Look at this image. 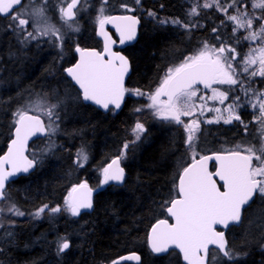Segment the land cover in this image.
<instances>
[{
	"label": "trees",
	"instance_id": "1",
	"mask_svg": "<svg viewBox=\"0 0 264 264\" xmlns=\"http://www.w3.org/2000/svg\"><path fill=\"white\" fill-rule=\"evenodd\" d=\"M97 1L102 3V0ZM123 2L125 0H109L107 6L117 12L118 4ZM202 2L204 0L141 1L137 38L132 45L121 49L130 63L126 88L150 94L159 85L167 67L178 64L205 42L218 46L231 41V26L225 14L211 8L208 15L196 18L202 14L197 8L199 15L195 18L199 24L190 20L193 19L189 15L191 4ZM8 20L0 15V153L10 138L13 113L23 96L36 97L35 93L39 92L40 96L45 93L51 96L48 92L51 90L44 87L53 89L61 85L60 80L65 81L64 68L74 60L71 45L97 46L86 22L82 29L85 33L72 41L66 38L62 50L58 51L43 43L25 44L17 30L15 35L11 32ZM161 20L169 23L161 24ZM173 20L180 23H171ZM239 45L240 42L236 47ZM70 90L76 93L73 87ZM145 96L128 92L117 113H103L80 99L64 110L59 109L55 140L48 141L46 137L30 143L28 154L37 161L34 170L10 182L5 191L6 199L0 201L3 205L7 199L11 200L24 213L8 217L6 221H15V224L6 222L5 228L0 229V248H3L0 264H109L128 252L138 254L139 264H182L175 251L162 256L151 254L146 236L151 224L165 216V201L176 191L173 188L176 177L186 162L185 133L177 124L156 119L145 106ZM137 108L142 111L137 112ZM137 122L145 129L139 140L133 135ZM206 127L203 142L210 144L209 152L231 151L237 131L219 123ZM125 143L129 144L126 152ZM82 146L87 150L88 161L84 167H78L75 161ZM120 152H124L121 161L126 171L124 181L121 186H107L95 194L91 211L72 218L64 214L50 219L34 217L35 211L43 205L64 206L68 191L80 179L91 187L96 186L102 167ZM250 222H254L255 227L249 236ZM5 229L12 231L13 237H3ZM62 238L67 239L70 247L58 254ZM225 238L235 258L228 260L212 250L209 258L215 252L219 259L216 264H264V202L258 203L255 197L251 206L243 210L241 223L227 228Z\"/></svg>",
	"mask_w": 264,
	"mask_h": 264
},
{
	"label": "snow or ice",
	"instance_id": "2",
	"mask_svg": "<svg viewBox=\"0 0 264 264\" xmlns=\"http://www.w3.org/2000/svg\"><path fill=\"white\" fill-rule=\"evenodd\" d=\"M47 0H44L46 3ZM109 0H102L99 8L97 23L99 25V35L104 38L103 53L94 50H84L79 46L76 52L80 54L79 61L72 67L65 69L67 75L75 82L79 88L76 99L91 102L105 110L109 106L115 109L121 107L125 94L132 92L136 96H147L149 100L148 108L152 109V114L157 118L183 125L187 132L186 144L192 152V163L183 167L179 175V182L175 185L176 197L170 201H165V211L172 218L173 223L167 219H160L151 228L148 243L153 253H168L169 249H178L182 254L186 264H208L209 246H215L219 253L228 260L235 257L228 249L227 241L223 231H217L216 226L220 225L227 229L230 224H240L242 211L246 206L250 207L255 197L264 201V143L260 147L253 145H237L235 149L226 154L215 156L203 155L197 160L195 157L194 141L196 133L199 131L200 123L198 119L184 122L182 116H195L197 107L200 108V115L204 110L218 113L214 119L206 120L205 123L219 122L223 119L225 124L232 123L233 120L240 121V115L236 108L240 106V96L233 98L223 110L227 113L225 117L220 108H207L206 103L197 105V85H203L205 89L212 91V96L208 99L218 100L224 104L228 100V91L234 86L240 85L244 94H251V99L247 101L252 109H257L259 115H254V119L259 121L262 133H264V91L257 92L251 87H244L245 81L240 79L237 67L234 62L237 60L238 52L235 45L221 43L217 46H210L204 43L201 49L193 55L186 56L181 63L168 68L165 76L161 80L159 87L153 93H144L140 89L130 90L125 87V76L129 72V62L125 56L112 51V45L116 43L105 31V25L111 24L120 36V43L134 40L136 37V25L138 19L130 15H110L106 14V5ZM140 0H135L139 4ZM59 8L60 19L71 31H78L79 25L76 17L83 7L86 0H60ZM22 0H0V15L8 17L15 22L14 30H18V35L22 42H27L37 37H54L55 41L63 42V34L59 28L48 21L43 6H33L17 8ZM79 6V7H78ZM246 4L242 2L236 6V0L225 6L221 5L220 0H204L203 8L215 7L218 11L225 14L227 19L234 25L233 35L239 30H246L247 34L242 38L237 37L236 44L241 39L254 43L261 40L262 46L259 49H250L242 60V71L251 77H264V12L256 16L253 12L250 15L247 11H242ZM122 7L127 8L126 5ZM235 7L234 14H228V8ZM252 8L264 10V0H253ZM15 9V10H14ZM130 12L133 9L127 8ZM12 13L11 16L8 14ZM153 15L154 13H149ZM189 15H199L197 7H192ZM32 20L33 30L28 29L30 19ZM260 21L258 28L254 30V22ZM161 24L169 23L161 20ZM171 23L179 24L180 21L173 20ZM10 27H12L10 25ZM216 31V29H213ZM219 39V37H217ZM258 51V56L253 53ZM107 57V58H106ZM259 61L258 68H252ZM250 68L252 69L250 71ZM213 85H229V90L221 91ZM55 95V94H54ZM201 100L205 97L201 96ZM65 103L63 98H58L55 102L48 100L47 94L30 100L28 103L18 108L13 113L14 138L10 140L7 152L0 156V201L6 199L5 188L10 177H14L19 172L27 173L35 167L37 161L29 159L24 155L27 150L28 141L37 135H51L56 131V121L59 120V111ZM137 112L142 109L137 108ZM31 113V114H30ZM247 127V126H245ZM145 131L144 125L137 122L133 129L135 140H139ZM134 142V141H133ZM129 144L123 145L126 152ZM124 152L115 159L111 160L102 169V185L111 182L123 183L125 170L120 166ZM215 159L218 167L214 172L208 170V161ZM88 161L86 151L81 148L77 153L75 163L78 167H84ZM255 161V163H254ZM218 177L222 185L213 177ZM223 188V191H221ZM93 189L84 182L71 188L64 201V208L43 205L33 214L35 218H40L47 210L50 214L67 211L72 216H79L82 209H91ZM5 209L0 207V229L5 228V223L14 225L15 221H6L3 217ZM7 212L13 216H23L24 213L14 204L7 208ZM13 232L5 229L3 237H13ZM5 242L11 243V240ZM70 247L67 239L62 238L58 243V254L64 253ZM3 248H0V252ZM123 260H134L139 264L140 257L131 255L122 257ZM113 264H120L119 260Z\"/></svg>",
	"mask_w": 264,
	"mask_h": 264
},
{
	"label": "rangeland",
	"instance_id": "3",
	"mask_svg": "<svg viewBox=\"0 0 264 264\" xmlns=\"http://www.w3.org/2000/svg\"><path fill=\"white\" fill-rule=\"evenodd\" d=\"M220 2H221L222 6H225L228 3H232L233 0H220ZM241 2H242V0H236V6H239V4ZM243 2L246 4V6L242 9V11H247V12H249L250 15H252L253 12H254V14L256 16H260L261 13L264 12V10H262V9H255L254 10L252 8L253 0H243ZM203 3L204 2H202V3L198 4V5L191 4V6L189 8V12H190L191 8L195 6V7L199 8L201 13H202L198 17H196L197 15L196 16H192L193 19H190L195 24L198 22L197 25L199 24V20H197L196 18H199L202 15H208V11L211 8L215 9L216 11H218L215 7L203 8L202 7ZM122 5H126L127 8L133 9L134 5H136V3H135V0H125V2L118 4L119 12H124L125 13V12H129V11L127 10V8L122 7ZM33 6H36V7L43 6L44 7L45 15L48 18V21L50 23L54 24L57 28H59L61 30V32L63 34V42L61 43L59 41H55L54 37H39L38 36L37 39H35V40H32L31 38H29V40L27 42H25V44L39 45V44L43 43L44 45L55 47V49L59 51V50H62L64 41H65L66 38H69L72 41L73 39H75L76 36L82 35V32H80V30L71 31V30L67 29V27L64 25V23L61 21L60 13H59V8L61 6L60 0H47L46 3H44V0H27V1H25V4L22 7H28L29 9H31V7H33ZM100 6H101V2L100 1H97V0H86V5L83 7V10L79 12V15H81V16H79L80 18L78 19V21L81 19L80 20V24L85 21L87 23V25H89V26L91 25V26L95 27V25L97 23V16H98V12H99ZM234 11H235V7L228 8V14L229 15L234 14ZM130 12H132V11H130ZM219 12H220V14H224L221 11H219ZM109 13H112V11H110L109 7L106 5V14H109ZM29 19H30V23L28 25V29L29 30H33L32 20H31V18H29ZM78 21H77V23H79ZM8 22H9L8 23L9 24V29L15 35V32H16V30H14L15 22H13L10 19L8 20ZM229 22H230L231 34H232L231 41L233 40V42H232L233 44L232 43L231 44L228 43V45L229 44L230 45H235V47H236L237 46V44L235 42L236 38L237 37H241L242 38L244 35L247 34V32H246V30L241 29L235 35H233L232 28L234 27V25H233V23L231 21H229ZM259 23H260V21H255L254 22V26H253L254 30L258 28ZM10 25L12 27H10ZM94 27L92 29H94ZM233 37H235V38H233ZM19 39H22V38H19ZM202 46L199 49H201ZM261 46H262V42L259 39L257 41H255L254 43L241 39L240 40V45L238 46V48L236 47V50L238 52V56H237V60L234 62V67H237V73L239 74L240 79L245 81L244 87L245 88L251 87L252 89L256 90L257 92L264 91V77L256 76V77L248 78V74L247 73H243V71H242V60L245 57V55H247L250 52V49H259V47H261ZM75 47H77V45H74V44L71 45V49H74ZM199 49L193 51L191 54H188L187 56L197 53ZM258 54H259L258 51L253 53L254 56H258ZM182 61H180L179 63H181ZM178 64H174L172 66L167 67L164 70V72H163L161 80L165 76L168 68L173 67V66L178 65ZM258 67H259V61L257 60V63L255 65H253L252 68H258ZM251 70L252 69L250 68V71ZM64 80H65L64 82L62 80H60L61 81L60 82L61 85L60 86L56 85V87L53 88V89L49 88L48 86L44 87V90L45 89H50L51 90V91H48V92H50L51 96H48L49 93H47L48 97H52L53 98V100L48 98V100L50 102H55V100L58 99V98H63L65 100V103L61 107L62 110H64L65 107L67 108L69 106H72L73 103L76 101V97H77V94L74 92V94H75L74 95L73 92L70 90V88L72 87L70 82L66 78ZM161 80H160V83H161ZM160 83H159V85H160ZM159 85L157 87H159ZM213 87L217 88V89H219L221 91H225V90H229L231 86H229V85H213ZM155 89L151 93H153L155 91ZM197 89H198V92H197V97L195 98V103L197 105L206 103L207 108H220L221 109V113L225 117L227 116V113L224 112L223 110L227 107V105L229 103L233 102V98L234 97L240 96L241 100L238 102L240 104V106L238 108H236V112L240 115L241 120L244 123L242 124L240 121L233 120L232 123L225 124L223 122V119H221L219 122L205 123L204 121L210 120V119H214L219 114L214 112V111H207V109H205L203 115H200V108L199 107H197V109H196L195 116H182L181 119L184 122H186V123L190 122L192 119H198L199 121H201L200 127H199V131L196 133V139L193 142L194 146H195V152L197 153L196 157H198L199 155H201V154H203L205 152H208V150H210L209 147H211V146H210V144H207V142H205V143L203 142V141L206 140L205 138H203V136H205L207 134V130L208 129H206L207 128L206 126H211V125H214V124H217V123L229 126L230 128H232L234 130V132L237 131L236 134H235L237 137L233 138V140H232L233 143L230 146V150L231 151L233 149H235L237 145H241V146L253 145V146L258 148V147H260V145L262 143H264V133H262V131H261L260 123H259V121L254 119V115H259L258 107H257V109H252L251 108L250 104L247 103V101L249 99H251V94L246 96L244 94V91L241 89V86L239 84L234 86V88H232V90L228 91V100H226L224 102V104H220L218 100L208 99V98H210L212 96V91L210 89H205L204 87H197ZM42 92H44V91H42ZM35 94H41V92L35 93ZM26 95L23 96L21 104L19 106H17L16 110L18 108L22 107L23 105H25L26 103H28L30 100H33V99L36 98L35 96L28 97L30 94H26ZM132 95L136 96L133 93H132ZM201 96L205 97V100H201L200 99ZM145 98H146L145 106L147 107V105L149 104V100L147 99V96H145ZM148 109H149V111L152 112V109H150V108H148ZM58 111H59V109H58ZM60 114L61 113L59 112V115ZM246 116H247V120L248 119L250 120V124L249 125H247V121L246 122L244 121L245 120L244 118H246ZM154 117L156 119H158V120H161V119L157 118L156 116H154ZM58 121H56V124L58 123ZM161 121H164V120H161ZM164 122H169V121H164ZM171 123H174V122H171ZM178 126H180L183 129L184 133H185V144H186L187 132L185 131L183 125H178ZM245 126H247V127H245ZM57 130H58V127H56V131H55L54 134L47 135V138H49L48 141L55 140V137L58 134ZM253 137H255L256 139H254ZM205 144H207V145H205ZM81 148H83L85 151H87L85 147L82 146ZM81 148L78 151H80ZM186 148H187L186 162L182 165L181 169L188 162L192 161V159H193L192 152L189 150L187 144H186ZM78 151H77V153H78ZM223 151H227V150H223ZM121 161H123V159H121ZM254 163H255V161H254ZM104 167H106V166H104ZM104 167H102V169ZM101 173H102V171H101ZM80 180L81 181H79V183H84L83 179H80ZM73 186H75V184L72 185V187ZM173 188H175V186ZM174 196H175V193L172 192L171 198L174 197ZM257 202L258 203H260V202L263 203L264 201H262L261 198L257 197ZM12 204H13V202H11V200L7 199L3 203V205H0V207H3L5 209V212L3 214V217L5 218V220L8 217H16V216H13V215H11L10 213L7 212V208L10 205H12ZM52 207H49V208H52ZM63 208H64V206L61 207V209H63ZM61 214H64L68 218H72L73 217L67 211H61L60 213H55L53 215V214H50L46 210L45 213L41 215V218H49L50 219L51 217H56V216L58 217V215H61ZM254 227H255V223L254 222H250L248 224L247 234L249 236L252 234ZM211 255H212V258H210V263L211 264L218 263L219 259L215 256L217 254L215 252H212ZM233 256L235 257V255H233Z\"/></svg>",
	"mask_w": 264,
	"mask_h": 264
},
{
	"label": "water",
	"instance_id": "4",
	"mask_svg": "<svg viewBox=\"0 0 264 264\" xmlns=\"http://www.w3.org/2000/svg\"><path fill=\"white\" fill-rule=\"evenodd\" d=\"M19 6H20V5H17L16 7L18 8ZM9 14H10V13H9ZM113 15H119V14H113ZM125 15L133 16V17L137 18L138 21H139V18L136 17V16H134V15H131V14H125ZM139 24H140V21H139V23L136 25V37H135V39H134V40H131V41H126V42L123 43V44L120 43V36H119V34L116 32V29H115L111 24H106V25L104 26V27H105V31L108 33V35H109L114 41H116V43L113 44V45L111 46V47H112V51H114V52H118V53H120L121 55L125 56L120 50L123 49V48L126 47V46H129V45L133 44V43L135 42V40H136V38H137V35H138V27H139ZM110 31H112V33H111ZM98 33H99V25H97V27H96L95 34H96V38H97V40H98V41L100 42V44H101V49H100V50H97L96 48H81V49H84V50H94V51H97V52H101V53H103V50H104V38H103V36L99 35ZM116 49H117V50H116ZM74 56H75V60H74V62H73L72 64H70L69 66H67L65 69H67L68 67H72V66H74V65L79 61L80 54H79L78 52H76V48L74 49ZM106 58H107V57H106ZM125 58L127 59L126 56H125ZM127 60H128V59H127ZM128 62H129V60H128ZM65 69H64V75H65L66 79L71 83V85H72V86L78 91V93H79V88H78V86H76V85H75V82L71 80V77H69V76L67 75V72L65 71ZM129 73H130V64H129V72H128V74L125 76V81H126L128 75H129ZM125 81H124V84H125ZM196 87H203V85H197ZM125 99H126V94H125V97H124L123 102L121 103V107H122V105H123ZM80 100H81L84 104H89V105L93 106L94 108H96L97 110H99V111H101V112H106V111H107V110L101 108V107L98 106V105L92 104L91 102H85V101H83L82 99H80ZM121 107H120L119 109H115L114 106H111V105L109 106V108H113V109H114V112H115V113H117V112L121 109ZM30 114H31V113H30ZM13 132H14V125H13L12 130H11V137H10L9 140L7 141V143H6V145H5V148H4L3 152L0 153V156L4 155V154L7 152L8 144L10 143V140H11L12 138H14ZM45 136H46V135H42V134L37 133V135H35V136H33V137H31V138L29 139V141H28V145H29V143L32 142L33 140H35V139H37V138H44ZM28 145H27V150H26L25 153H24L25 156H27ZM226 153H227V152H226ZM226 153L211 152V153H206V154H204V155L215 156V155H217V154H221V155H223V154H226ZM201 156H203V155H201ZM27 157H28V156H27ZM28 158H29V157H28ZM115 158H117V157H114V158H112V159H115ZM199 158H200V157H198V158H196V159L198 160ZM29 159H30V158H29ZM112 159H111V160H112ZM111 160H109V162L107 163V165H108L109 163H111ZM191 163H192V161L189 162L187 165H190ZM207 163H208V170H209L210 172H214L215 169H216V167H218L217 161H215V159L209 160ZM187 165H185V166H187ZM212 165H213V170L211 171L210 168H211ZM120 166H121V165H120ZM121 167H122V166H121ZM34 168H35V167L31 168L27 173H25V172H19V173H17L14 177H10V178H9V181L7 182V184H8L9 182L15 180V179L18 178L19 176L27 175L28 173H30L31 171H33ZM182 171H183V169L181 170V172L179 173V175L182 173ZM124 178H125V176H124ZM178 178H179V176H178ZM178 178H177V183H176V185H177L178 182H179ZM102 179H103V176H102V178L100 179V182L102 181ZM213 179H215V180L217 181L218 186L222 185L223 182L220 181L218 177H215V176H214ZM100 182H99V185L96 186V187H90V186H89L90 188L93 189L92 200H93L95 194H97L98 192L104 190L105 187H106L107 185H110V184H114V185H116V186H120V185H122V183H116V182H111V181H110L108 184H106V185H102ZM7 184H6V185H7ZM5 189H6V188H5ZM221 191H223V188H221ZM167 206H168V205H167ZM91 209H92V208H91ZM91 209H82L81 212H88V211H90ZM242 213H243V211H242ZM165 215H166L167 218L169 219V220L167 219V220L169 221V223H173V222H174V221L172 220V218L168 216V214H167L166 211H165ZM159 220H160V219H159ZM157 222H158V220L155 221V222L150 226V228L148 229L147 236H146V244H147V247H148V249H149V251H150L151 254L156 255V256H162V255H165L166 253H153L152 250H151V247L149 246V243H148V237H149V235H150L151 228H152L153 225H155ZM232 225H233V226H237L236 224H230L229 226H232ZM216 230H217V231H223L224 234H225V230H226V229L223 228V227L220 226V225H217V226H216ZM225 240H226V238H225ZM210 249H214V250H216V251L219 253V250H218V249H215V246L210 245V246H209V250H210ZM170 250H173V251L177 252L178 255H179L180 261L182 262V264H186V262L183 260V256H182V254L179 253V250H178V249H171V248H170L169 251H170ZM219 254L223 257V254H222V253H219ZM131 255H137V253H134V252H131V253H130V252H129V253L121 254V255L117 256L116 258H114L109 264H113V261H116V260H119V261H120V264H125V263H133V264H137V262L134 261V260H123V259H121L122 257H125V256H131Z\"/></svg>",
	"mask_w": 264,
	"mask_h": 264
},
{
	"label": "flooded vegetation",
	"instance_id": "5",
	"mask_svg": "<svg viewBox=\"0 0 264 264\" xmlns=\"http://www.w3.org/2000/svg\"><path fill=\"white\" fill-rule=\"evenodd\" d=\"M25 1H27V0H22V4H21L18 8H23L22 6L25 4ZM141 1H142V0H140L139 4L136 3V5H134V8H133L132 12H125V13H124V12H119V10H118L117 12H114V11H113L112 13H109V14H110V15H113V14H119V15L131 14V15H134V16L138 17V18H139V21H140V23H141V17H140V16H141L142 10H141V9H138V7H141ZM78 7H79V6H78ZM11 14H12V13H11ZM11 14H9V16H11ZM79 16H81V15H79V14L77 15V17H76V21H78V19L80 18ZM80 20H81V19H80ZM80 20L78 21V22H79L78 25H79V28H80V29H79L80 32H82V31H83V30H82V29H83V25H84L83 23H84L85 21H84L83 23L80 24ZM97 25H98V23H96L95 27L90 25V26H91V27H90L91 29L94 27V29H92V33H93V35H94V37H95V39H96V41H97V46H96V47H92V48H96L97 50H100V49H101V44H100V42L97 40V38H96V34H95V31H96V27H97ZM139 26H140V24H139ZM138 30H139V27H138ZM110 32L112 33V31H110ZM84 33H85V32L83 31L82 34H84ZM74 49H75V48H74ZM74 49H73V56H74ZM116 50H117V49H116ZM74 60H75V56H74ZM74 60H73L70 64H72V63L74 62ZM70 64H69V65H70ZM67 66H68V65H67ZM67 66H66V67H67ZM64 77H65V76H64ZM260 87H261V86H260ZM74 90H75L76 93L78 94V91H77L75 88H74ZM107 112H108V113H115L113 108H109V110H107L105 113H107ZM244 119H245V120H244L245 122L247 121V125H249V124H250V120H249V119L247 120V116H246V118H244ZM27 154H28V152H27ZM28 156H29V154H28ZM29 157H30L31 159H33L31 156H29ZM109 160H110V159H109ZM109 160H108V161H109ZM108 161L106 162V164L108 163ZM106 164H105L104 166H106ZM104 166H103V167H104ZM121 166L123 167L122 162H121ZM184 167H185V166H184ZM123 168H124V167H123ZM182 169H183V168H182ZM182 169H181V170H182ZM124 170H125V169H124ZM181 170L179 171V173L181 172ZM210 170H211V171L213 170V165L211 166ZM101 171H102V170H101ZM31 172H32V171H31ZM31 172H30V173H31ZM125 172H126V171H125ZM179 173H178V175H179ZM28 174H29V173H28ZM28 174H27V175H28ZM178 175H177V177H178ZM24 176H26V175H24ZM101 177H102V173H100V177H99V181H98V182H100ZM177 177H176V180H177ZM89 186H90V185H89ZM96 186H97V185H96ZM96 186H93V187H96ZM107 186H116V185H114V184H110V185H107ZM107 186H106V187H107ZM120 186H121V185H120ZM106 187H105V188H106ZM175 196H176V193H175ZM175 196H174V197H175ZM174 197H172V198H174ZM172 198H171V199H172ZM171 199H170V200H171ZM163 218H164V219H168L166 216H164ZM168 220H169V219H168ZM147 248H148V247H147ZM128 253H129V252H128ZM130 253H131V252H130ZM134 253H135V252H134ZM137 255H138V254H137ZM126 264H128V263H126Z\"/></svg>",
	"mask_w": 264,
	"mask_h": 264
},
{
	"label": "bare ground",
	"instance_id": "6",
	"mask_svg": "<svg viewBox=\"0 0 264 264\" xmlns=\"http://www.w3.org/2000/svg\"><path fill=\"white\" fill-rule=\"evenodd\" d=\"M118 9H119V8H118ZM225 29H226V28H225ZM227 32L229 33V31H227ZM222 35H223V34H222ZM225 35H226V31H225ZM226 36H227V35H226ZM229 36H230V35H229ZM231 37H232V36H231ZM233 38H235V37H233ZM233 38H232V39H233ZM236 39H237V38H236ZM230 40H231V39H230ZM230 40H229V41H230ZM221 42H222V41H221ZM232 42H233V41H232ZM232 42H231V43H232ZM229 43H230V42H229ZM227 44H228V43H227ZM232 44H233V43H232ZM11 130H12V129H11ZM251 138H252V137H251ZM253 138L256 139L255 137H253ZM120 155H121V154H120ZM120 155H119V156H120ZM116 157H118V156H116ZM113 158H114V157H113ZM111 159H112V158H111ZM46 214H47V213H46ZM53 215H54V214H53ZM44 216H45V215H44Z\"/></svg>",
	"mask_w": 264,
	"mask_h": 264
}]
</instances>
